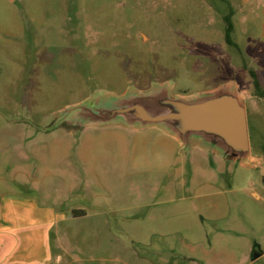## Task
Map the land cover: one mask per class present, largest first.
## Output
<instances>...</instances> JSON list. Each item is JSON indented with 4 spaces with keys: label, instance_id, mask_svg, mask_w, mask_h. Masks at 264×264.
<instances>
[{
    "label": "rangeland",
    "instance_id": "obj_1",
    "mask_svg": "<svg viewBox=\"0 0 264 264\" xmlns=\"http://www.w3.org/2000/svg\"><path fill=\"white\" fill-rule=\"evenodd\" d=\"M263 5L0 0V195L73 213L54 228L52 264H264L252 262L264 247V100L249 73L264 81ZM166 83L186 97L233 86L247 162L189 152L152 128L68 125L93 98Z\"/></svg>",
    "mask_w": 264,
    "mask_h": 264
},
{
    "label": "water",
    "instance_id": "obj_2",
    "mask_svg": "<svg viewBox=\"0 0 264 264\" xmlns=\"http://www.w3.org/2000/svg\"><path fill=\"white\" fill-rule=\"evenodd\" d=\"M227 85L192 95L195 97L173 96L166 83L143 94L93 98L69 110L68 125L87 127L118 121L142 130L158 128L189 152L198 147L245 163L251 152L247 108L236 89ZM258 257L255 253L254 258Z\"/></svg>",
    "mask_w": 264,
    "mask_h": 264
},
{
    "label": "crops",
    "instance_id": "obj_3",
    "mask_svg": "<svg viewBox=\"0 0 264 264\" xmlns=\"http://www.w3.org/2000/svg\"><path fill=\"white\" fill-rule=\"evenodd\" d=\"M260 49L264 50V47ZM258 77L264 87L263 79ZM152 130L162 133L179 145L174 137L161 129ZM71 215L73 216V213L58 212L50 206L41 205L28 198L24 199L10 193L0 195V264H52L54 228ZM162 215L163 211L155 214L151 212L152 218H161ZM161 230V227H155L151 233H163ZM148 249L163 251L164 246L151 243ZM254 251L259 257L255 259L253 255V263L264 257V247L257 245Z\"/></svg>",
    "mask_w": 264,
    "mask_h": 264
},
{
    "label": "trees",
    "instance_id": "obj_4",
    "mask_svg": "<svg viewBox=\"0 0 264 264\" xmlns=\"http://www.w3.org/2000/svg\"><path fill=\"white\" fill-rule=\"evenodd\" d=\"M232 17H233V11L232 10H231L229 15L224 17L225 22H226L225 37H226V41L229 45H234V42L232 40V33L234 31V24L232 21ZM249 73H250L251 77L253 78L254 89H255L256 95L260 98H264V88H263V86L259 80L257 73L253 70H249Z\"/></svg>",
    "mask_w": 264,
    "mask_h": 264
}]
</instances>
